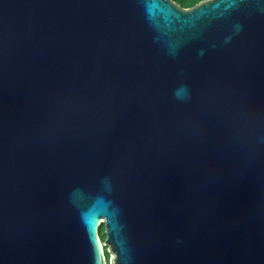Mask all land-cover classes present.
I'll use <instances>...</instances> for the list:
<instances>
[{"label": "water", "instance_id": "obj_1", "mask_svg": "<svg viewBox=\"0 0 264 264\" xmlns=\"http://www.w3.org/2000/svg\"><path fill=\"white\" fill-rule=\"evenodd\" d=\"M264 264V0H0V264Z\"/></svg>", "mask_w": 264, "mask_h": 264}, {"label": "rangeland", "instance_id": "obj_2", "mask_svg": "<svg viewBox=\"0 0 264 264\" xmlns=\"http://www.w3.org/2000/svg\"><path fill=\"white\" fill-rule=\"evenodd\" d=\"M100 230H101V234L99 235V238H100L101 244H102V246H103V249L105 250V255H106L107 259H108L107 264H110L111 254H110V252H109L108 246L105 245V243H104L105 238H106V236H105V226H104V224H101V226H100ZM102 236H103V237H102ZM105 247H106V248H105Z\"/></svg>", "mask_w": 264, "mask_h": 264}, {"label": "trees", "instance_id": "obj_3", "mask_svg": "<svg viewBox=\"0 0 264 264\" xmlns=\"http://www.w3.org/2000/svg\"><path fill=\"white\" fill-rule=\"evenodd\" d=\"M173 1H175L177 4H179L183 8H189V7H192L193 5H195L196 3H198L202 0H173ZM100 234H101V230L99 227V235ZM106 259H107V257H106ZM107 262H108V259H107Z\"/></svg>", "mask_w": 264, "mask_h": 264}, {"label": "bare ground", "instance_id": "obj_4", "mask_svg": "<svg viewBox=\"0 0 264 264\" xmlns=\"http://www.w3.org/2000/svg\"><path fill=\"white\" fill-rule=\"evenodd\" d=\"M106 248V247H105ZM104 255H105V250H104ZM105 259H106V255H105ZM106 264H107V259H106Z\"/></svg>", "mask_w": 264, "mask_h": 264}]
</instances>
